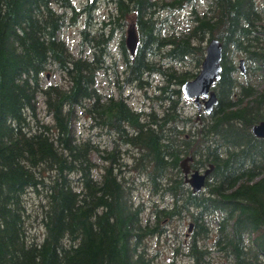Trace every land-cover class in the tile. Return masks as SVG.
Listing matches in <instances>:
<instances>
[{
    "label": "trees",
    "instance_id": "16d2710c",
    "mask_svg": "<svg viewBox=\"0 0 264 264\" xmlns=\"http://www.w3.org/2000/svg\"><path fill=\"white\" fill-rule=\"evenodd\" d=\"M106 1L98 22L97 0H0V264H158L145 239L184 214L192 264H212L210 237L224 263L264 264V138L251 131L264 119V0H208L203 11L201 0ZM187 7L190 26L168 29ZM79 23L75 52L61 34ZM127 26L137 43L130 53L122 35L118 63L111 41ZM211 38L222 46L217 102L194 117L179 105L180 86L198 73ZM188 59L194 70L176 65ZM50 67L64 82H44ZM107 73L122 81L118 96L98 87ZM151 75L163 84L147 94L149 110L136 108L123 83L154 87ZM40 96L49 123L38 115ZM78 109L112 138L100 167L98 146L76 136ZM188 156L194 169L212 166L197 192L182 177ZM139 177L166 202L155 200L148 216L136 200ZM30 190L40 200L39 236L28 228Z\"/></svg>",
    "mask_w": 264,
    "mask_h": 264
},
{
    "label": "rangeland",
    "instance_id": "374dc122",
    "mask_svg": "<svg viewBox=\"0 0 264 264\" xmlns=\"http://www.w3.org/2000/svg\"><path fill=\"white\" fill-rule=\"evenodd\" d=\"M74 1L81 6L82 4L86 3L88 0H74ZM208 3H209L208 0H201L199 3L200 11L205 10ZM97 5L98 7L96 10V21L100 22L101 18L105 16L109 11V4L106 0H97ZM190 11H191L190 8L187 7L181 11L172 13L170 16V21L172 25L169 24L167 28L170 30L171 28H174L176 31L187 29L191 24V18H192ZM96 25H99V23H96ZM80 28H81L80 23L78 25H67L61 34L63 39H65L69 43L72 50L75 52L77 51L78 43L80 40V36H79ZM129 28L132 27L127 26L124 33L120 31L117 32L113 40L111 41V52L113 53V57L118 60V63H120L119 59L121 58L119 44L121 42L123 34L125 39L127 35V30ZM206 43H207V39H205L204 41V47L206 46ZM241 59L244 60V57L237 56L236 58V63L238 67L240 66L239 62ZM176 65L180 69L190 68L191 70H194L195 61L192 59H188L184 62L177 63ZM246 66L247 65L243 61L242 68L245 69ZM51 69L52 67H50V70L46 71L48 76L44 78V82L45 83L46 82L56 83L59 81L60 83L64 82V80L61 78L60 72ZM235 76H237L240 80L244 79L240 70L237 71ZM147 79L151 81L154 87L147 86V88H138L133 84L123 83L122 92L124 96L128 97V101L129 103H131V105L135 106L136 108L149 110L151 106V100L148 98L147 94L152 95L153 91L155 90V85L163 84V79L158 75L147 76ZM117 84L119 85L122 84V81H115L111 73L101 74L98 77V87L101 89L102 93L106 94V96H109L110 94L118 96ZM179 105L185 114L195 117L196 107L192 100H187L183 97L179 101ZM157 108L159 109V107ZM38 112L41 121L46 123H49L51 121L50 117L47 116L46 114L45 103L42 96L38 98ZM77 116L78 118L74 123L76 136L79 139H89L91 143H94L95 145L98 146V148L101 151V154L96 155L94 159L97 165L100 167L102 165V155L106 153L105 151L111 149L112 143L110 142V140L112 138L109 135H107L106 132H104L105 131L104 129H100L99 127L94 125L92 119L89 117V115L86 112L78 109ZM131 155L132 152L130 150H127L123 155L124 161L127 162L128 164H130L132 161ZM183 164L184 166L189 167L190 172L194 170V168L190 166V160H187L186 163ZM127 168H129V165ZM202 171L203 170H201V172ZM133 176H135V173L131 172L129 177H133ZM182 177L184 178L185 181L183 172H182ZM144 179L145 178L143 177H139V179L137 180L136 189L137 188L139 189L135 191V195L137 196L136 200L144 201V205L146 206L145 216H148L150 212V206L154 204L153 202L155 200H157V202L160 204L166 202L160 201L159 199H155L154 197L151 196V193H149V187L146 184L147 182L146 181L144 182ZM25 200L29 213L27 222H28L30 235L34 234L39 236L43 232V226L40 217L38 216L40 214L38 207L40 201L39 195L36 192L30 190L25 195ZM192 229H193L192 221L187 214L172 219L169 223H167V231H166L167 233L162 234L160 236H154L145 239L146 248L149 255L153 256L154 261L158 264H166L169 260L172 259H174L177 264H192V258L188 255V250H187V242L191 235ZM205 242H206V247L210 250V257L208 258L209 261L212 264H226L224 263L225 261L224 257L221 256V254H219L216 248L214 247L212 238L210 237L209 239H206Z\"/></svg>",
    "mask_w": 264,
    "mask_h": 264
},
{
    "label": "water",
    "instance_id": "95a60500",
    "mask_svg": "<svg viewBox=\"0 0 264 264\" xmlns=\"http://www.w3.org/2000/svg\"><path fill=\"white\" fill-rule=\"evenodd\" d=\"M136 43V32L134 28H129L125 37V44L130 53L134 52ZM221 54L222 46L220 41L217 38L209 39L206 43L204 59L201 62L198 73L194 78L186 80L180 86L184 98L193 100L198 112L202 111V106L204 111L209 112L217 102V97L211 87L219 78ZM239 63L240 69L244 73L245 70L242 68L243 59ZM251 131L256 137L264 138V119L252 125ZM187 160H191V157L183 159L180 162V166L184 173L185 181L194 192H197L204 186L212 166L210 165L202 172L199 169H194L190 172L189 167L183 164Z\"/></svg>",
    "mask_w": 264,
    "mask_h": 264
}]
</instances>
